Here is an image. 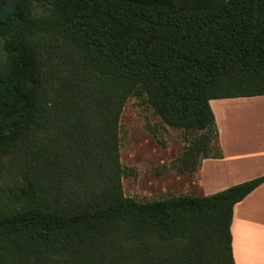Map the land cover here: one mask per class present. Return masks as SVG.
I'll return each instance as SVG.
<instances>
[{"label":"trees","instance_id":"1","mask_svg":"<svg viewBox=\"0 0 264 264\" xmlns=\"http://www.w3.org/2000/svg\"><path fill=\"white\" fill-rule=\"evenodd\" d=\"M7 0H0L2 8ZM264 95V0H21L0 19V264H235L233 209L128 196L121 115L136 98L223 157L210 101Z\"/></svg>","mask_w":264,"mask_h":264},{"label":"rangeland","instance_id":"2","mask_svg":"<svg viewBox=\"0 0 264 264\" xmlns=\"http://www.w3.org/2000/svg\"><path fill=\"white\" fill-rule=\"evenodd\" d=\"M214 108L222 129L248 133L245 139L236 140V143L241 141L239 149L246 151L243 158L253 160L254 153L261 155L264 151L260 144L261 134L264 135V97L244 98L222 106L215 104ZM120 123L121 160L135 172L123 178L128 196L153 200L184 193L203 194L196 174L180 175L172 168L173 160L190 142L191 137L184 129L164 124L157 114L133 97L126 102Z\"/></svg>","mask_w":264,"mask_h":264},{"label":"crops","instance_id":"3","mask_svg":"<svg viewBox=\"0 0 264 264\" xmlns=\"http://www.w3.org/2000/svg\"><path fill=\"white\" fill-rule=\"evenodd\" d=\"M244 98L250 97L218 98L210 101L217 121L218 142L223 157L203 159L196 173L198 188L201 189L202 195L213 194L234 184L264 175V151L259 156L254 153L253 160H245L243 154L246 151H241L239 146L240 140L245 139L248 133L222 129L214 108L215 104L228 105ZM263 137L261 134L259 142L264 146ZM237 139L240 140L236 143ZM231 232L235 264H264V182L235 204Z\"/></svg>","mask_w":264,"mask_h":264},{"label":"water","instance_id":"4","mask_svg":"<svg viewBox=\"0 0 264 264\" xmlns=\"http://www.w3.org/2000/svg\"><path fill=\"white\" fill-rule=\"evenodd\" d=\"M21 0H7L5 5L0 8V19L10 15L18 6Z\"/></svg>","mask_w":264,"mask_h":264}]
</instances>
